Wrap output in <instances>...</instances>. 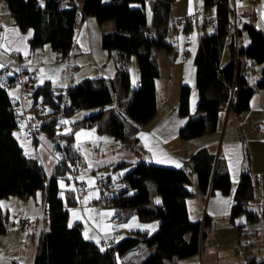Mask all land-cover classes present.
<instances>
[{
    "label": "trees",
    "instance_id": "16d2710c",
    "mask_svg": "<svg viewBox=\"0 0 264 264\" xmlns=\"http://www.w3.org/2000/svg\"><path fill=\"white\" fill-rule=\"evenodd\" d=\"M4 1L13 24L23 32L32 30L33 35L28 40L32 52L49 45L61 57H66L73 46L79 14L93 17L100 27L111 22L114 29L103 33L101 46L108 52L119 54L115 79L125 94L131 92L126 115L138 125H144L153 118L159 69L152 52L154 49L167 52L173 49L167 38L177 30L173 27L175 18L171 16L175 0ZM204 3L206 9H214L215 30L212 34L201 35L194 58L197 110L201 115L191 117V90L188 85H182L177 111L187 121L178 131L181 140L214 133L221 111L229 108L240 114L249 108V100L255 91H264V68L260 79L252 84L244 66V60L251 64H264V34L257 26L256 10L253 12L256 22L245 23L237 29L235 17L231 20L234 11L230 0H204ZM231 29H235L234 34L229 33ZM243 33L249 42L239 46L236 40ZM228 37L231 39V58L222 65V50ZM131 57H135L139 69L138 86L133 91L126 69ZM2 76L5 77L3 81ZM0 84V200L10 196L27 199L38 191L44 196L48 229L38 236L34 264H117V257L139 247L151 249L139 264H177L178 260L201 252L209 234L211 218L205 214L202 221L189 219L187 200L192 196L188 188L191 174L196 175L199 191L203 194L218 191L228 195L231 191L230 176L218 170L212 153L206 148L194 153L190 156L191 167L188 170L139 162L122 174L120 179L125 187L115 192L105 204L114 209V216L121 222L135 214L145 222L157 219L159 225L151 235L132 232L111 246L101 247L83 237L79 224L68 225V207L75 205L77 199L74 189L61 195L59 180H70L69 172L78 152L74 147L73 131L86 122L94 124L102 120L113 102L115 80L107 84L103 77L85 78L66 89L45 82L30 94L33 98L30 110L34 132L31 140L36 143L39 135H44L52 141L57 153L58 161L49 177L36 158L25 156L14 136L20 116L4 85L10 87L15 81L14 76L2 67ZM35 104L39 107L35 108ZM81 110L98 111L74 121L70 134H56L61 119ZM127 125L122 115L111 113L102 127L116 140H126ZM128 165L119 162L113 165V169H123ZM105 180L100 182L108 187L110 177ZM150 183L155 187L153 192L161 198L159 206L151 203ZM253 186L250 174L243 171L230 210L232 221L243 212L247 213L248 220H254L255 213L246 207L252 199ZM7 229V218L0 209V235ZM242 229L238 228L239 235ZM245 262L264 264L253 252L246 253Z\"/></svg>",
    "mask_w": 264,
    "mask_h": 264
},
{
    "label": "crops",
    "instance_id": "0c3cea01",
    "mask_svg": "<svg viewBox=\"0 0 264 264\" xmlns=\"http://www.w3.org/2000/svg\"><path fill=\"white\" fill-rule=\"evenodd\" d=\"M189 13H191V10L187 12V14ZM3 27L4 28L0 33V62H2V64H8L13 61V59L9 58L14 57L13 62H18L21 65L23 64L24 68L28 71H35V83L37 86L49 82L58 87L59 85L68 84L66 86L69 87L77 84L80 79L84 78L103 77L107 84L109 81L115 80L113 102L110 106L111 108L105 113L102 120L94 124L86 122L83 126H79L73 131L74 147L81 152L86 164V169L92 168L95 172L97 168L99 169L104 166L109 168L111 164L113 165L119 162L130 164L121 169V176L130 170L136 163L146 162L154 165L188 170L191 167L190 156L198 152L200 149L206 148L215 156L218 170L229 174L231 191L228 195H223L218 191L205 194V212L208 216H214L219 213L221 210L219 207L223 205L224 214L230 213L231 207L234 204V194L241 173L247 171L250 174L254 185L252 190L254 193L252 192L253 196L250 202L258 204L256 208L259 212L255 209H251L253 208L252 206L250 210L255 213L253 219L262 220L264 226L263 90H258L253 93L249 100V108L246 111L240 114L234 113L229 108L221 111L218 117L217 128L214 133L206 134L191 140H181L178 137V131L186 123L187 118L179 116L177 107L172 112H161L160 95L156 79L155 115L144 125L127 122L126 140H116L105 130L104 127H102V124L108 119L111 113H117L122 116L124 114L127 117L126 106L130 99L131 92L125 94L121 89L119 82L115 79L119 68V54L116 51L108 52L101 46L103 33L113 31L111 22L105 23L100 27L93 17H83L79 14L74 31L73 46L66 57H61L57 52L48 49L47 46H44L42 49L38 48L32 52L28 44V40L33 35L31 29L23 32L18 26L13 24L12 20L9 22L7 21ZM200 37L201 33L197 31V34L192 38L194 58ZM82 57H85L86 61H88V63L85 64L89 68V73L80 74V70H82L81 66H83L80 63ZM248 64L249 61L244 60L245 73ZM126 69L130 78L131 91H133L136 89L139 82V69L134 57L129 59ZM3 80H5L4 76H2V81ZM185 83L186 82H182L181 86ZM14 85L7 87L12 88ZM188 86L191 90L190 114L192 118H196L201 115V112L197 110L198 92L195 87V68L193 80L189 82ZM4 89L7 91L13 103L16 104V110H19L17 113L23 123L22 115H31L30 109L33 104L32 96L28 95L20 97L18 90V95L12 97L9 93V89L5 86ZM251 109L259 112L255 114L251 112ZM93 111L96 113L98 110H92V112ZM92 112L89 114H83L82 117H79L74 121L85 119L90 114H93ZM74 121H72V123ZM61 123L62 122L60 121L57 126L56 134H70L73 126L70 125V128H62ZM23 131L26 133L25 128ZM77 133H82V135L77 138ZM41 137L44 139L47 152L45 154L40 151V153L36 149L37 156L33 158H36L41 163L46 175L49 177L58 160L57 156L56 158L52 157V149L54 148L52 141L44 135H39L38 140ZM25 156L31 157L26 154ZM193 175L194 174H191V177H193ZM76 181L78 180L76 179ZM78 182L82 184V181L79 180ZM192 193L194 194L195 191H192ZM255 198L258 199V201H255ZM88 203L89 201L85 200V207H87L86 204ZM210 204L211 206L209 207ZM187 208L189 213L190 206L188 205V200ZM98 229L95 228L98 234L97 244L99 246L108 247L115 243V236L118 235L116 231H112V233H101L100 228ZM210 229L211 228H209V231ZM250 229H252L254 236L249 240L248 247L254 251L256 249L257 256L264 261V228ZM83 230L84 229H82V232ZM124 230H127L126 232L128 233L141 232L149 234V230L151 229L135 228L134 230L137 231H128V228H122L121 231H117L122 232ZM207 240L208 236L206 241ZM205 242L201 252L198 254V259L194 258L195 260H192L191 262L188 261L184 264H218V260L208 261V258L203 255ZM150 251L151 249L145 247L132 249L122 257H117L116 263L139 264ZM177 264H180V262H177Z\"/></svg>",
    "mask_w": 264,
    "mask_h": 264
},
{
    "label": "rangeland",
    "instance_id": "374dc122",
    "mask_svg": "<svg viewBox=\"0 0 264 264\" xmlns=\"http://www.w3.org/2000/svg\"><path fill=\"white\" fill-rule=\"evenodd\" d=\"M258 3V0H230V4L234 11V13L232 12L231 14V20L235 17L237 29H240L245 23L252 21L256 22L253 12ZM189 10H191V13L187 14ZM147 15L150 18L149 10H147ZM196 15H198L196 21L185 24V26L171 33L167 38V42L173 47L171 52L162 49H154L152 52L159 69L157 86L160 95L161 112H172L178 105L181 83L186 82L184 85H189V82L193 80L195 68L193 36L197 34V31H199L201 35H204L212 34L215 30L214 9H206L204 0L174 1L171 11V16H173L172 19L178 17H195ZM0 17L3 25L11 20L4 0H0ZM236 41L237 45L241 46L246 45L249 42V39L246 33H243ZM230 42L231 39L228 37L225 40L222 50L220 60L222 65H225L231 58ZM45 46H47L48 49H51L49 45ZM9 59H13L14 61V57ZM13 61L8 64L14 63ZM80 63L83 65L81 66L82 70H80V74L89 73V68L85 64L88 63V61H86L85 57H82ZM0 64H2V62H0ZM22 66L24 65L22 64ZM263 68L264 64H251L249 62L246 68V73L250 83L253 84L260 79ZM33 72L35 73V71ZM66 85H59V87L66 89ZM4 86L9 89V93L12 97L18 95L19 88L17 85H14L12 88L7 87L6 85ZM91 112L92 110H81L73 116L61 119V122H65L61 123L62 128H70L72 121L82 117L83 114H89ZM94 112L95 111L92 113ZM251 112L257 114L259 111L251 109ZM123 117L126 122H132L124 114ZM19 120L18 128L14 130V135L22 146L24 153L31 157L37 156V151L46 154L47 148L44 144V139L41 137L36 143H34L23 131L25 123H22L21 119ZM52 150V157L56 158L57 153L54 148ZM113 165L111 164L109 168H106L105 166L99 169L97 168L95 172L92 168H85L84 170L79 171L76 174V179L82 181V184L87 189V196L82 203L77 202L75 205L68 207V225L73 226L74 224H79L83 237L95 241L96 244L98 243V234L95 228H100L101 233H112V231H116L118 235L115 236V242H118L132 232L128 233L126 232L127 230L119 232L117 230L121 231L122 228H128V231H137L134 229L149 228L151 229L149 230V235H151L157 230L159 225V220L157 219L145 222L140 220L135 214H131L124 222H121L114 216V209L105 204L106 200H108L115 192L123 189L125 185L120 179L121 169L115 170L113 169ZM106 177H110L111 181V184L108 187L105 185L103 186L100 182V180L106 181ZM90 181L91 183H89ZM61 183H63V187H61ZM75 184L76 181L73 179H70V181L60 179L59 186L61 189V195H63L66 190H73ZM149 186L152 190L151 203L152 205L159 206L161 204V198L154 193L155 187L153 184L150 183ZM188 188L191 192L195 191V193H192V196L188 199V205L190 206V212L188 213L189 219L192 222L202 221L204 215L207 214L204 210L206 207V195L199 191L195 174L191 177V184ZM85 200L89 201V203L86 204L87 207H85L84 204ZM157 200L160 202L157 203ZM256 200L258 201V199L255 198V201ZM250 201L247 203L246 207L250 209L252 206L253 208L251 209L258 211L256 208L258 204L251 203ZM44 205L45 202L41 191H38L36 195L27 199L10 196L0 200V209L2 214L6 216L8 225L7 232L0 235V264H34L38 236L41 231L48 229ZM210 206L211 204L209 207ZM219 209L221 210L218 214H215L214 216L209 215L211 218V229L208 234V240L205 242L203 255L208 258V261L218 260V264H246V253L253 252V255H257L256 249L254 251L250 250L248 247L249 240L254 236L252 229L250 228H264L262 220H248L247 213L243 212L236 216L232 221L230 213L224 214L223 205L220 206ZM238 228H243L241 235H239ZM82 229H84L83 232ZM198 256L199 255L196 254L186 259L178 260L177 262L184 264L188 261L191 262L192 260H195L194 258L198 259Z\"/></svg>",
    "mask_w": 264,
    "mask_h": 264
},
{
    "label": "built area",
    "instance_id": "2783aa9c",
    "mask_svg": "<svg viewBox=\"0 0 264 264\" xmlns=\"http://www.w3.org/2000/svg\"><path fill=\"white\" fill-rule=\"evenodd\" d=\"M198 19V15L195 17H188V18H175L173 20V27L177 30L181 29L185 24L192 23ZM3 24L0 21V33L3 30ZM235 29L229 30L230 34H234ZM3 65L2 68L6 69L10 74L14 76L15 85L19 88V96L24 97L28 96L30 94H33L37 88V85L35 83V73L33 71H28L18 62L10 63V64H1ZM39 105L35 104V108H38ZM23 121L25 123V131L26 134L33 138L34 132L32 127V118L30 116H26L23 114ZM86 164L83 160L82 154L80 151L76 153V156L73 161V167L72 170L69 172L70 179H73L76 181V174L85 169ZM74 192L77 199V202L82 203V201L87 196V189L85 186L79 182L76 181V184L74 185Z\"/></svg>",
    "mask_w": 264,
    "mask_h": 264
},
{
    "label": "water",
    "instance_id": "95a60500",
    "mask_svg": "<svg viewBox=\"0 0 264 264\" xmlns=\"http://www.w3.org/2000/svg\"><path fill=\"white\" fill-rule=\"evenodd\" d=\"M257 26L264 34V0H259L256 8Z\"/></svg>",
    "mask_w": 264,
    "mask_h": 264
},
{
    "label": "snow or ice",
    "instance_id": "6c2138e0",
    "mask_svg": "<svg viewBox=\"0 0 264 264\" xmlns=\"http://www.w3.org/2000/svg\"><path fill=\"white\" fill-rule=\"evenodd\" d=\"M0 67H3V65H0ZM0 86H2V84H0ZM62 123H65V122L62 121ZM81 135H82V133H77V138H79ZM85 135H90V134H85ZM89 183H91V181H90ZM61 187H63V183H61ZM156 202L159 203L160 201L157 200ZM86 238H87V237H86Z\"/></svg>",
    "mask_w": 264,
    "mask_h": 264
}]
</instances>
